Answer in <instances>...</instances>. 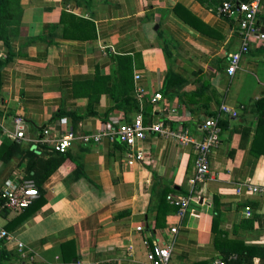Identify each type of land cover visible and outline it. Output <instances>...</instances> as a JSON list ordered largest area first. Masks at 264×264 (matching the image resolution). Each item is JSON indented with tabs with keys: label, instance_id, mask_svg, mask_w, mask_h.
Wrapping results in <instances>:
<instances>
[{
	"label": "crops",
	"instance_id": "crops-1",
	"mask_svg": "<svg viewBox=\"0 0 264 264\" xmlns=\"http://www.w3.org/2000/svg\"><path fill=\"white\" fill-rule=\"evenodd\" d=\"M222 1L208 0L213 12L198 0H20L18 32L8 46L0 44L3 136L9 138L19 117L21 141L50 149L70 131L92 134L130 123L136 112L116 107L115 100L135 98L136 72L146 97L161 95L145 103L144 123L165 119L200 139L202 122L212 117L222 122V132L209 154V179L195 187L189 183L191 144L150 134L139 145L143 161L129 165L119 144L73 141L66 151L73 165L60 166L44 182L40 210L20 222L21 212L0 207V228L12 236L4 244L7 264H149L144 241L150 238L173 240L169 264H215L222 260L217 246L226 242L264 245V195L235 192L238 183L264 182V153L255 151V145L264 149L255 108L264 99V38L250 42L229 77L228 56L240 38L237 19L216 13ZM256 21L264 34V0ZM161 45L172 53L173 72L184 82L180 89L175 83L164 89ZM116 56L129 57L131 68L112 60ZM95 96V114L74 130L69 116L54 119L60 111L82 115ZM14 165L0 164V192L16 174L9 175ZM168 195L194 197L182 219ZM18 242L32 251V260L21 259Z\"/></svg>",
	"mask_w": 264,
	"mask_h": 264
},
{
	"label": "built area",
	"instance_id": "built-area-1",
	"mask_svg": "<svg viewBox=\"0 0 264 264\" xmlns=\"http://www.w3.org/2000/svg\"><path fill=\"white\" fill-rule=\"evenodd\" d=\"M260 0H252L250 2H239L238 0H223L216 8V13L224 18H235L238 22V34L240 38L239 49L229 54L228 67L226 72L229 77L235 74L241 57L249 51L250 42L254 38L263 39L264 34L261 30V25H258L256 17L259 13ZM141 73L136 72L134 79V93L138 104V110L134 119L130 123H123L116 126H103L100 130L92 134L75 135L70 131L62 135L58 139L51 142L50 151L65 153L75 140H80L85 144L99 143L107 141L110 144H119L126 149L127 163L133 165L143 161L144 152L140 143H142L150 134L169 139L178 146L191 144L194 150L193 162V177L189 183L192 187L201 184L209 179V154L215 149L220 142V135L222 132L216 118H207L202 122L200 139L194 138L187 128L172 129L169 123L164 120L156 122L144 123L143 110L146 102L155 104L160 98L159 93L153 94L150 98L146 97V90L139 84ZM221 110L228 114L235 116V112L222 105ZM174 113V110H171ZM14 132L9 134L12 140H23V120L19 117L13 118ZM45 134L47 131L44 132ZM236 194L246 193L249 195L259 194L264 195V182L260 184H252L249 182L238 183L235 188ZM2 208L21 212L28 207L34 200L39 198V194L35 189L32 180L24 179L20 174H15L12 178H7L3 182L1 192ZM167 201L172 206L176 207V216L182 219L188 209L190 202L194 200L192 195L183 197L168 195ZM250 210L246 208V216H250ZM137 230H141L138 227ZM170 233L174 235L177 232V227H171ZM11 234L0 228V241L9 242ZM148 248L147 261L149 264H169L171 257V250L173 240L168 244L160 242V240L152 239L144 241ZM19 256L21 259L32 260V251L26 247L25 244L18 242L16 244ZM235 256H230L227 260L232 261ZM215 264H226V260H219Z\"/></svg>",
	"mask_w": 264,
	"mask_h": 264
},
{
	"label": "trees",
	"instance_id": "trees-1",
	"mask_svg": "<svg viewBox=\"0 0 264 264\" xmlns=\"http://www.w3.org/2000/svg\"><path fill=\"white\" fill-rule=\"evenodd\" d=\"M205 7L210 8L215 12V8L211 7L208 0H198ZM239 2H246L245 0H238ZM22 9L20 0H0V44L8 46L11 37L15 36L18 32V28L21 21ZM163 50L164 59L166 62V73L164 76L163 86L164 89L172 84H177L180 89L184 82L179 79L173 72L172 53L166 45H161ZM114 60L117 64L128 66L131 68V59L129 57L116 56ZM4 62L0 61V67ZM98 80H104L99 78ZM78 85V84H75ZM80 85V84H79ZM81 86V85H80ZM87 86V85H86ZM203 86V84H202ZM205 86V84H204ZM87 88V87H86ZM102 93V92H101ZM85 94V93H84ZM83 94V95H84ZM98 94V93H97ZM86 95V94H85ZM89 97V96H88ZM90 98V97H89ZM89 99L86 106V110L82 115L76 113H65L60 111L54 115V119H59L63 116H69L72 119V127L76 126L84 116L94 115L92 107L94 102L97 100ZM116 107L125 111L137 112L138 104L135 98L128 96L123 99L115 100ZM256 113L258 116V122L256 126V132L262 136L264 132V99H260L255 103ZM219 126L222 127V122L218 121ZM257 134L255 142L257 140ZM255 151L257 154L264 153V149H258L255 145ZM12 161H15V165L10 172L20 174L22 178L32 180L39 194V198L34 200L28 207L23 209L18 216L20 222L24 221L27 217L40 210L45 204L44 199V182L50 177V175L58 169L60 166H71L73 165L72 160L65 153H58L50 151L45 145H25L21 140H12L2 135L0 128V164L9 165ZM15 175V174H13ZM165 197V196H164ZM3 201L0 192V207ZM2 208V207H1ZM4 209V208H3ZM160 212V208L157 213ZM157 220L155 227H158ZM8 229V227H7ZM4 241H0V264H7L6 262L11 260V255L4 248ZM69 247L68 244L64 248ZM218 250L222 254V259L226 260V264H254V259H258V264H264V245H249L241 241L226 242L223 245L217 246ZM63 260H68L64 254H62ZM230 256H235L233 261H228ZM61 258V257H60ZM65 258V259H64ZM22 264V263H19Z\"/></svg>",
	"mask_w": 264,
	"mask_h": 264
}]
</instances>
